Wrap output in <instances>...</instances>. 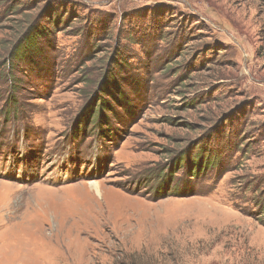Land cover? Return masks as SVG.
I'll list each match as a JSON object with an SVG mask.
<instances>
[{"label": "rangeland", "instance_id": "374dc122", "mask_svg": "<svg viewBox=\"0 0 264 264\" xmlns=\"http://www.w3.org/2000/svg\"><path fill=\"white\" fill-rule=\"evenodd\" d=\"M0 264H264V0H0Z\"/></svg>", "mask_w": 264, "mask_h": 264}, {"label": "trees", "instance_id": "16d2710c", "mask_svg": "<svg viewBox=\"0 0 264 264\" xmlns=\"http://www.w3.org/2000/svg\"><path fill=\"white\" fill-rule=\"evenodd\" d=\"M129 32H128V36H129ZM183 36V33L181 34ZM128 39H132L131 37H128ZM241 112V110H240ZM223 125V124H222ZM209 151V154L207 155V159H208V162H207V166H209L210 168L213 167V165L215 164V159H217V154L214 153V150L213 149H210L208 150ZM206 153L207 151H204V152H198V154L194 155V157H191L192 160H199L201 157L204 158L206 156Z\"/></svg>", "mask_w": 264, "mask_h": 264}, {"label": "bare ground", "instance_id": "6f19581e", "mask_svg": "<svg viewBox=\"0 0 264 264\" xmlns=\"http://www.w3.org/2000/svg\"><path fill=\"white\" fill-rule=\"evenodd\" d=\"M94 191H95L97 194L100 193V190H99V188H97V187L94 188Z\"/></svg>", "mask_w": 264, "mask_h": 264}]
</instances>
